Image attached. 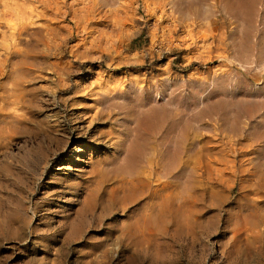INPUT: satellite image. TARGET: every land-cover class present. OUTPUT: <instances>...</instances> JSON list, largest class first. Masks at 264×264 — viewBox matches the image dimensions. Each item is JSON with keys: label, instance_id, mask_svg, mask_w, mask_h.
<instances>
[{"label": "rangeland", "instance_id": "374dc122", "mask_svg": "<svg viewBox=\"0 0 264 264\" xmlns=\"http://www.w3.org/2000/svg\"><path fill=\"white\" fill-rule=\"evenodd\" d=\"M113 1L0 0V264H264V0Z\"/></svg>", "mask_w": 264, "mask_h": 264}, {"label": "bare ground", "instance_id": "6f19581e", "mask_svg": "<svg viewBox=\"0 0 264 264\" xmlns=\"http://www.w3.org/2000/svg\"><path fill=\"white\" fill-rule=\"evenodd\" d=\"M94 1H95V0H94ZM114 1H116V0H114ZM114 1H113V2H114ZM117 1H118V0H117ZM172 1H173V0H172ZM181 1H182V0H181ZM219 1H220V3H221V6H222V10H223V11L226 12V11H227V8L229 9V13H228V14H230V15H229V18H233V17H234V18H237V17H238V15H237V17H236V13H235L236 11L234 10V7H233V8L231 7V6H232V3H233L234 0H219ZM239 1H241V0H239ZM247 1H248V0H247ZM113 2H112V3H113ZM169 2L171 3V1H169ZM179 2H180V0H179ZM236 3H237V2H236ZM236 3H235V4H236ZM174 4H175V3H174ZM113 5H114V4H113ZM175 5H176V4H175ZM247 5H248V4H247ZM93 6H94V5H93ZM173 6H174V5H173ZM117 7H118V6H117ZM247 8H248V7H247ZM235 9H236V8H235ZM243 9H244V8H243ZM249 15H250V14H249L248 12H246V13H245V18L248 17ZM224 22H225V21L220 20L219 23L222 25ZM245 35H246V34H245ZM240 41H241V40H240ZM248 42H249V41H248ZM245 45H246V44H245ZM260 49H261V48H260ZM244 51H245V50H244ZM252 61H253V60H252ZM245 66H246V65H245ZM147 140H148V139H147ZM183 144H184V143H183ZM176 151H177V150H176ZM165 154H166V153H165ZM179 154H181V152H180ZM177 156H178V155H177ZM177 156H176V157H177ZM179 156H180V155H179ZM179 156H178V157H179ZM176 157H175V158H176ZM175 158H174V159H175ZM176 159H177V158H176ZM167 160H168V159H167ZM174 161H176V160H174ZM178 161H179V160H178ZM166 163H167V161H166ZM171 165H172V164H171ZM176 167H178V163H177V166H176ZM171 168H172V167H171ZM171 168H170V169H171ZM178 168H179V167H178ZM164 169H166V168H164ZM168 171H169V170H168ZM166 172H167V171H166ZM169 172H170V171H169ZM169 174H170V173H169ZM182 174H183V173H182ZM166 175H168V174H166ZM166 175H165V173H164V177H165ZM184 175H185V174H183V176H184ZM176 176H178V175H176ZM183 176H182V177H183ZM149 177H150V176H149ZM176 178H178V177H176ZM182 181H183V180H182ZM184 184H185V183H184ZM181 186H182V185H181ZM181 190H182V189H181ZM182 192H183V191H182Z\"/></svg>", "mask_w": 264, "mask_h": 264}]
</instances>
